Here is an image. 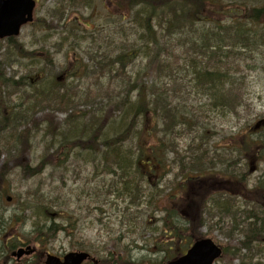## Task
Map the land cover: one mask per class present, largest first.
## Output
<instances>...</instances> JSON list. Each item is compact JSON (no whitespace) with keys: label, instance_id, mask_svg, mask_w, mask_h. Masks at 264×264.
<instances>
[{"label":"trees","instance_id":"16d2710c","mask_svg":"<svg viewBox=\"0 0 264 264\" xmlns=\"http://www.w3.org/2000/svg\"><path fill=\"white\" fill-rule=\"evenodd\" d=\"M94 6L102 9L104 16L100 21L91 14L85 18L87 24L75 17L67 18L63 31L57 33L60 39L54 44L55 49L66 51L71 57V62L62 70H57L49 51L40 59L39 51H28L15 39L9 40L5 52L0 54V161L5 156L0 165V241H5L10 250L20 242L29 243L30 238L22 232L26 222L23 215L32 211L33 204L36 205L32 211L33 227L37 242L43 248L37 261L45 255L47 240L56 233L75 231L71 217L58 216L57 220L64 221L59 224L56 219H49L47 203L41 200L25 199V205L18 203L21 213L9 217L1 208L3 199L8 198L11 191L9 163L14 162L24 176L31 178L40 175L51 163L44 160L32 166L29 160L34 135L44 131V136L51 141L46 152L56 148L52 152L53 159L75 149L91 150L98 157L109 158L108 167L118 173L128 190L130 207L135 205L136 209L151 197L148 195L151 190L155 192V180L164 173L168 152L175 154L180 164L171 183L172 191L164 196L167 197V213L161 220L165 228L163 236H167L153 244L157 253L164 254L167 260L181 256L198 239L193 235L215 218L216 225L227 233L226 237L231 240L237 235L241 237L236 246L225 248V256H231V260L239 258L241 264H259L255 251L264 249V179L260 185L248 189L246 181L231 178V151L218 160L196 145L190 148L189 161L184 162L187 155L180 156L175 142L181 134L180 128L193 131L199 117L195 111L190 112L184 101L177 99L176 86L180 79L173 63L179 60L175 56L177 48H182L181 55H185L187 65L185 75L192 78L185 86L193 84L204 94H210V107L236 109L241 103L243 77L234 76L243 71L247 52H258L264 46V29L257 31L254 27L264 20V0H62L54 10L65 13L72 8L92 9ZM46 19L38 21L37 25L43 27ZM62 21L60 18L58 23ZM49 29L56 30L51 25ZM22 61L28 62L29 68L36 72L31 77L29 74L8 76L6 70L22 65ZM137 61L143 62L144 68L138 71L137 80H133L134 73L128 69ZM39 62L43 68L38 71ZM152 71L167 82L160 87L156 83L147 85L146 74ZM47 73L53 81L49 88H44L42 81L46 80ZM103 77L108 78L107 83L101 86L95 82L97 88L108 94L112 90L119 91L117 101H112L110 95L106 109H95L86 115L80 111V105H87L95 95L89 91L92 86L85 89L80 83L84 79L100 82ZM76 79L81 82L75 83ZM169 87L171 89H167ZM79 90L86 93L80 94L81 97ZM15 95L27 99V104L10 106ZM43 112L47 117L40 129L37 116ZM59 112L67 115L64 124L71 128L69 136H73L74 123L78 121L84 124L83 134L72 138L63 135L64 126L49 115ZM109 131L115 132L107 138L104 133ZM58 136L61 139L56 147ZM201 140H207L205 134ZM234 142L239 144V157L243 156L247 162L264 160L258 155L262 149L264 151L259 140L245 136ZM65 149L67 153L63 152ZM215 160L223 165L220 171L214 168ZM216 194L222 198L228 195L230 204L210 207L208 204ZM233 195L242 197L245 204L252 206L241 210L237 202L231 200ZM38 209L44 212L50 229L48 226L41 230L36 228L35 211ZM227 225L230 229L226 232ZM53 228L57 230L51 231ZM100 260V264H136L125 253L115 257L110 253Z\"/></svg>","mask_w":264,"mask_h":264},{"label":"rangeland","instance_id":"374dc122","mask_svg":"<svg viewBox=\"0 0 264 264\" xmlns=\"http://www.w3.org/2000/svg\"><path fill=\"white\" fill-rule=\"evenodd\" d=\"M62 0H39L37 8L35 11L36 24L26 26L23 28L20 36L18 37V42L23 44L25 49L28 51L49 49L53 51L51 55L56 63V68H63L68 65L70 61V55H67L66 51H58L55 49L57 41L60 37L57 33L62 32L64 23H66L67 18L78 17L84 23H87L85 18L88 15L98 21L104 16L100 6L88 8V9H68L65 13L56 12L54 8L56 5L60 4ZM84 18H81V17ZM43 18H47V23L41 26L37 25V20L40 21ZM62 18L61 24L58 23L59 19ZM55 20V21H54ZM50 21H54L50 23ZM54 23V24H53ZM53 26L56 30H50L49 26ZM255 30L261 31L263 28L261 26H254ZM6 41L0 40V54H3L6 50ZM42 51V50H41ZM43 53L45 52L42 51ZM182 54V48L178 47L175 56L179 57L177 62H174V71L178 72V79L180 83L176 86L178 93L177 99L179 101H184L190 112L195 111L196 115L199 117V122L193 128V131H189L185 128H180L181 132L177 141V149L180 156H185L184 162L189 161L188 155L190 154V148H194L196 145L201 146L203 151L205 150L208 156H213L218 160L220 157H225L229 154L227 145L233 143V140L243 139L250 133V128L256 123L258 119L264 118V46L262 50L258 52H247L248 57L244 59L243 71L237 76V78L243 77L244 90L240 94L242 100L241 106L237 108L234 112L228 114L220 113L214 111L212 113H206L204 107L207 102L206 95L202 90L196 88L193 84L191 86L187 85L188 80L192 78L186 77L185 70L187 65H185V55ZM22 65H14L9 67L6 72L8 76H13L15 74L28 75L31 77L36 70L34 68H29V63L22 61ZM251 67L252 69H247L246 67ZM43 66L39 64L37 69L41 70ZM144 68V63L137 61L133 64L128 72H133V80H137V74L139 70ZM30 71V72H28ZM42 72V71H41ZM40 72V73H41ZM147 77L144 82L147 85H152L156 83L157 86H161L162 83H166L167 80L161 78L158 73L152 71L146 74ZM46 80L43 83L44 88H49L53 78L50 74H46ZM106 77H103L100 82L95 81V79H84L82 82L77 81L75 83H80L81 88L90 87V93L95 95V98L89 100L87 105H80V111L86 112V115H90L93 110H99L101 108L106 109L108 107V98L112 97V101L116 100V95L119 91L112 90L108 93H101L97 85H103L107 83ZM72 81V80H71ZM182 83V85H181ZM114 85L115 82H114ZM168 85V84H167ZM181 85V86H180ZM182 87V88H181ZM167 89H171L170 87ZM80 91V90H79ZM79 95L85 94L86 92L80 91ZM121 93V92H120ZM80 95V96H81ZM96 95H99L98 97ZM111 95V96H110ZM107 96V98H105ZM82 97V96H81ZM179 97V98H178ZM13 101L10 106H20L23 107L27 104V99L22 100L19 95L13 96ZM117 101V100H116ZM31 102V101H30ZM47 114L45 112L39 113L37 116V122L40 125V129L43 128L42 122ZM50 116H54L57 123L62 124L64 127L61 128V133L72 138L74 136H69L71 128H67L64 124L67 115L64 113H49ZM49 116V117H50ZM114 122H111V124ZM110 124V125H111ZM116 131V126H114ZM109 131L108 134L111 136L114 132ZM107 132V129H106ZM203 134L206 135L207 140L202 142L201 138ZM254 139L264 141V129L253 134ZM61 137L54 141L57 147L60 143ZM51 145V141L44 136V131H40L37 135L35 134L32 139L31 152L29 155V160L32 166H37L40 162L44 160H50L51 163L43 168L40 175L36 177H26L21 172L19 167L13 163H9L11 168L10 176L8 177V183L10 185L9 196L13 200L8 203L5 198L1 204V208L7 213L6 216H13L14 213L20 214L21 206L18 203L25 205V199L33 201H43L47 203V208L50 211L51 216L48 218L56 219V222L64 223L63 220H57L58 216H64L65 218L71 217V222L75 231H69L66 233H56L50 240H47L44 248L47 252L63 256L69 252L73 251H87L94 255L95 258L100 260L101 257H106L110 253L113 256H123L124 253L132 259L136 264H163L167 257L164 254L157 253V248L153 244L164 240L163 236L164 226L163 218L167 213L166 199L163 195H166L169 184L175 181V175L177 173V167L180 164V158L175 154L168 152L165 162L167 163L164 173L155 180V187L158 188L156 193H153L151 197L145 202L139 209L131 206L129 198L122 200L117 198V192L113 191L108 193L110 179L107 177H102L98 174L100 172V160L97 157H91L85 150H71L67 155L62 154L53 159L54 155L52 151L46 152V148ZM67 153V149L63 151ZM228 152V153H227ZM226 154V155H225ZM91 157V158H90ZM61 158V161L58 159ZM215 160L214 168L216 171H220L223 165ZM5 161V156L3 155L0 165ZM11 162V161H10ZM260 171L255 173L250 172V167H237L238 171H243L248 175V189H251L258 181V178L264 174V164H260ZM98 169V170H97ZM236 179H238L236 177ZM186 185V184H184ZM165 190V191H164ZM161 195V196H159ZM21 198V201L19 200ZM169 197V196H168ZM228 196L219 197L216 196L211 202H209L210 207L214 206H228L230 201ZM242 198V197H241ZM243 199V198H242ZM233 202L239 203L241 210H247L250 208V204H245L243 200L238 199L236 196H231ZM20 201V202H18ZM129 206V207H128ZM31 207H36V205H31ZM24 208V207H23ZM32 208V211L34 210ZM216 208V207H214ZM213 210V209H211ZM27 211L23 215L26 222L23 225L22 232L26 237L30 238L29 243H19L20 245L15 249H11L5 241H0V264H36V255H30L22 259V261H17L16 258L11 257V252H17V249L30 248L35 251L40 252L43 250L42 246L37 242L38 236L35 234L33 227V212ZM168 218V215H166ZM218 218V217H217ZM224 218V217H223ZM222 218V219H223ZM217 219H211L207 224L200 228L193 237H209L215 240L220 245L227 248L230 246H236L240 242L241 237L237 235L234 240L226 237L227 233L221 231V227L216 225ZM149 224L146 228L145 225ZM50 226V225H48ZM229 225L224 229L226 232L229 231ZM199 235V236H197ZM246 251H243L245 253ZM259 261V264H264V249L260 252L255 251ZM231 256L224 257L216 264H241L239 258L231 260ZM32 260V261H31ZM101 261V260H100ZM40 263V262H39Z\"/></svg>","mask_w":264,"mask_h":264},{"label":"water","instance_id":"95a60500","mask_svg":"<svg viewBox=\"0 0 264 264\" xmlns=\"http://www.w3.org/2000/svg\"><path fill=\"white\" fill-rule=\"evenodd\" d=\"M34 0H0V39L18 36L21 27L33 21ZM10 201V199L8 200ZM32 251L23 249L14 253L18 260ZM222 256V249L211 239L197 241L186 255L174 259L167 264H214ZM90 258L87 253H69L63 260L47 255L45 264H83Z\"/></svg>","mask_w":264,"mask_h":264},{"label":"bare ground","instance_id":"6f19581e","mask_svg":"<svg viewBox=\"0 0 264 264\" xmlns=\"http://www.w3.org/2000/svg\"><path fill=\"white\" fill-rule=\"evenodd\" d=\"M210 96V94H209ZM213 110L217 111V112H225L226 108L221 107L220 105H213ZM83 123L78 121L74 123V132L73 136L76 135L77 133H80L79 135H76L74 137H79L83 134V132L81 133V130L83 128ZM84 129V128H83ZM106 135L107 138L112 137L110 134L108 133H104ZM84 152H87V154H89L91 157H97L100 160V172L98 170V174L102 177H108L110 179V185H109V190L108 193H112L113 191L117 192V198H120L122 200H125L128 196V190L126 189V186L124 187L122 180H120L121 178L118 176L117 172H114V169H110L108 166L110 165L109 158H103L101 156H97L95 154H93L91 152V150H85ZM123 156V155H122ZM90 157V158H91ZM131 161V159L129 160ZM113 162V161H112ZM130 201V200H129ZM35 217L37 218L36 220H38L37 226L36 228L41 230L42 228H44L45 226L50 225V223L47 222V220L45 221V215L44 212L40 209L35 211ZM26 221V219H25ZM46 222V223H44ZM48 228L50 229V226H48ZM57 230V228H53L51 229V231Z\"/></svg>","mask_w":264,"mask_h":264}]
</instances>
